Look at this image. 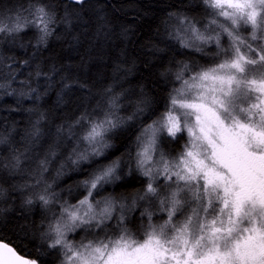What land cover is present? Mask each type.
Returning a JSON list of instances; mask_svg holds the SVG:
<instances>
[{
  "label": "snow or ice",
  "instance_id": "obj_1",
  "mask_svg": "<svg viewBox=\"0 0 264 264\" xmlns=\"http://www.w3.org/2000/svg\"><path fill=\"white\" fill-rule=\"evenodd\" d=\"M145 7L0 0V46L12 53L0 51V111L27 113L29 124L16 140L15 124L9 131L0 118V264H264V0ZM149 16L159 26L144 43ZM73 19L95 23L105 42L115 25L137 46L115 52L110 83L61 76L57 107L75 86L77 114L46 134L50 113L39 101L59 70L36 61ZM117 132L129 134L123 150Z\"/></svg>",
  "mask_w": 264,
  "mask_h": 264
},
{
  "label": "trees",
  "instance_id": "obj_2",
  "mask_svg": "<svg viewBox=\"0 0 264 264\" xmlns=\"http://www.w3.org/2000/svg\"><path fill=\"white\" fill-rule=\"evenodd\" d=\"M3 2L8 7H13L14 5L24 3L25 0H3ZM121 2L127 3L128 0H121ZM113 3H115V0H113ZM137 3L140 4V7H142L144 11H149V9L145 7L147 0H137ZM117 7H119V5H117ZM134 15L135 12L129 9L125 22H131V17ZM87 19L88 15L85 14V20ZM148 24H150V28L147 26ZM158 26V19L151 16L147 18L146 26L141 29L139 33L144 43H147L151 39V29H155ZM113 27L114 34L110 40L105 42L103 38L98 39L94 36L96 30L95 23L83 25L73 19L71 27H58L53 37L48 41V47L42 50L39 59L36 61V63L40 65V70L48 72L53 65L59 70L58 74H53L52 82L54 83V86L48 90V95L44 96L39 101L40 107L50 113L49 119L51 120V124L45 122V124L42 125L46 134L48 133L49 128H51L53 133L55 132V128L52 127V125L59 124L64 119L71 118L74 114H77V101L81 93L75 86L64 93L63 99L68 101V103L57 107V94L60 92L63 83V81L60 80L61 76H67V82L69 83H71V80L74 78L79 79L80 82L83 83L86 82L85 72H87V82L90 84L96 80L97 76H99L104 83H110L111 68L109 67V64L110 59L114 56L115 52L121 47L137 46L135 41H133L132 44L122 41L118 35L119 29L115 28V25H113ZM28 35L31 36L32 33L29 32ZM0 51H4L3 46H0ZM4 54L12 55V53L6 51H4ZM15 55L20 61L28 59V56L22 55L20 51H17ZM133 55H135V53H133ZM148 55H150V46L148 49H145V52L141 54V58L138 59V68L140 71H143V63L146 62ZM25 71L31 72L33 71V68H27ZM137 75H139V72H137ZM145 75H147V73H145ZM24 78L26 77H21V79ZM129 79L132 80L133 83L137 82L135 77H129ZM152 79H155V76H153ZM47 83L49 82L41 78V85H46ZM145 83H147V81H145ZM33 86L35 87L36 85L33 84ZM124 86L129 87L127 83H125ZM44 90V87H41V91ZM4 102L12 108L17 107L13 97H5ZM23 107L29 108L34 107V105L30 101L25 100ZM4 117L7 119L4 120L3 123L8 125L9 131L15 124L16 130L12 132V137L19 140L20 137L25 134V130L29 127L28 114L24 113L21 115L7 110L0 111V118ZM45 140H48L47 135H45ZM112 142L115 144L116 150H123V147L129 143V134L127 132H117L112 138ZM183 142L184 141H181V143ZM41 143H44V141H41ZM169 147L179 150V146L174 143H170ZM37 150L39 151V149ZM132 187H139V184L134 183ZM9 235L11 236V233H9ZM5 242H7V240ZM24 243L27 244L28 242L24 241ZM11 246L16 247L15 244H12ZM29 248H31V245H29ZM17 251L20 252V249L17 248ZM21 254L23 255L22 252ZM28 258L31 259L34 257Z\"/></svg>",
  "mask_w": 264,
  "mask_h": 264
},
{
  "label": "water",
  "instance_id": "obj_3",
  "mask_svg": "<svg viewBox=\"0 0 264 264\" xmlns=\"http://www.w3.org/2000/svg\"><path fill=\"white\" fill-rule=\"evenodd\" d=\"M12 247H13V246H12ZM25 258L29 259L28 257H25Z\"/></svg>",
  "mask_w": 264,
  "mask_h": 264
}]
</instances>
